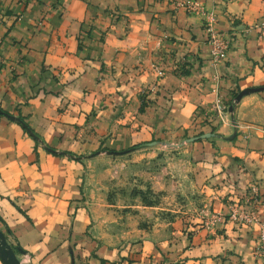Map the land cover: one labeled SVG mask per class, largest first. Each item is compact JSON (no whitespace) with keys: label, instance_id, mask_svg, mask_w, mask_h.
Masks as SVG:
<instances>
[{"label":"crops","instance_id":"crops-1","mask_svg":"<svg viewBox=\"0 0 264 264\" xmlns=\"http://www.w3.org/2000/svg\"><path fill=\"white\" fill-rule=\"evenodd\" d=\"M198 1L215 12L218 31L231 40L218 66L211 60L206 16L173 0H0V99L6 92L9 108L17 104L23 114L31 112L27 124L56 147L60 133L72 134L104 101L95 122L100 132L123 108L122 136L136 128L157 136L190 132L199 107L214 99L215 86L225 98L238 88L264 86V37L253 28L263 0ZM142 90L153 100L144 107ZM237 113L264 128V92L245 96ZM24 132L0 118V226L32 264H72L73 254L76 263L100 264L90 257L96 242L86 233L91 221L80 207V164L42 157L39 170L22 152L32 147ZM252 132L250 140L240 134L242 140L195 145L203 157L199 187L211 194L210 206L222 220L192 233L184 264H259L257 226L229 218L224 199L225 193L244 195L256 183L264 216V135ZM99 238V257L115 259L116 248L106 245L112 243L105 234Z\"/></svg>","mask_w":264,"mask_h":264},{"label":"rangeland","instance_id":"rangeland-1","mask_svg":"<svg viewBox=\"0 0 264 264\" xmlns=\"http://www.w3.org/2000/svg\"><path fill=\"white\" fill-rule=\"evenodd\" d=\"M173 1L176 6L185 7L186 2L198 0ZM204 23L209 43V28L205 20ZM215 30L218 31L216 23ZM218 33L231 44V40L222 32ZM245 89L247 88L235 89L229 98H225L220 92V86H215L214 99L207 106L199 107L195 126L190 132L163 136H157L153 132L151 135L141 133L139 128L133 132L129 131L128 136H122L120 130L128 112L124 108L120 109L116 116H111L106 131L100 132L95 122L107 105L104 101L105 104L97 103L88 112L84 122L73 123L76 127L72 134L60 133L57 147L30 127L36 138L28 131L24 132L23 135L31 141L32 147L31 151L28 148L22 152L32 155L39 170L43 167L42 157H59L80 164V207L85 208L84 213L91 221L86 233L96 242L90 257L100 258V264H184L185 259H189L184 252L193 247L192 233L202 227H213L222 220V216L215 214L210 206L213 198L211 194H206V191L199 187L196 172L203 157L195 145L200 142L212 143L215 140H242L241 136L250 140L252 130L264 135L263 126L241 119L237 113V108L245 96L264 90L251 92L238 100V95ZM44 90L47 89L44 87ZM5 95L6 92L0 99V109L29 124L28 119H33L31 112L29 115L23 114L17 104L9 108L4 103ZM148 95V90L140 92L143 107L153 101ZM65 108H68V104ZM65 108H61V111H66ZM0 118L8 124L22 126L20 121L5 114H0ZM223 126H228L232 130L231 133L227 135L221 131ZM122 139H126V142ZM15 141L19 142L20 139ZM204 148L205 146L202 153H206ZM32 193L27 192L28 196H32ZM224 196L230 205L227 215L229 218L232 208L236 207L241 211H253L259 220L264 219V216L259 214L262 198L258 184L250 183L244 195L225 193ZM238 223L257 226L259 235L256 222ZM92 226H95L94 233L97 236L105 234V240L112 243H105L106 245L116 248L115 259L99 257L98 249L104 244L103 237L101 239L94 236ZM0 228L21 263L32 264L30 254L15 244L8 236L7 230L1 226ZM156 256H160V259L153 261ZM72 264L92 263L88 260L76 263L73 254Z\"/></svg>","mask_w":264,"mask_h":264},{"label":"built area","instance_id":"built-area-1","mask_svg":"<svg viewBox=\"0 0 264 264\" xmlns=\"http://www.w3.org/2000/svg\"><path fill=\"white\" fill-rule=\"evenodd\" d=\"M186 9L190 13L202 14L205 17V21L208 29V40L211 47L212 62L214 66H218L227 57L228 49L230 47V41L226 40L221 34L215 30V23L217 20L216 14L213 11H209L199 1L186 2ZM261 37H264V0L262 7L261 18L253 26ZM159 76H163V70L157 68ZM230 218L234 221L250 224V222H256L259 226V235L255 247V257L259 264H264V219L259 220L258 216L253 211L239 210L233 207L231 210ZM220 220V217H219Z\"/></svg>","mask_w":264,"mask_h":264},{"label":"water","instance_id":"water-1","mask_svg":"<svg viewBox=\"0 0 264 264\" xmlns=\"http://www.w3.org/2000/svg\"><path fill=\"white\" fill-rule=\"evenodd\" d=\"M264 90V86L261 87H254V88H247L245 90H242L240 94L238 95L237 99L240 100L244 95L249 94L251 92H257ZM0 114H5L6 116L10 117L11 119L20 121L22 123V120L20 118H17L16 116L9 114L2 109H0ZM23 124V123H22ZM24 126H26L24 124ZM29 132L36 137L32 130L29 128ZM207 135H205L206 137ZM0 258L5 264H22L21 261L18 259L14 249L7 241V238L4 234V232L0 228Z\"/></svg>","mask_w":264,"mask_h":264},{"label":"trees","instance_id":"trees-1","mask_svg":"<svg viewBox=\"0 0 264 264\" xmlns=\"http://www.w3.org/2000/svg\"><path fill=\"white\" fill-rule=\"evenodd\" d=\"M22 120V119H21ZM23 123V124H22ZM22 126H23V128L26 130V131H28L29 132V128H30V126L26 123V122H24V120H22ZM24 124L26 125V126H24ZM36 138V137H35ZM51 150V149H50ZM54 153H55V151L54 150H52Z\"/></svg>","mask_w":264,"mask_h":264}]
</instances>
